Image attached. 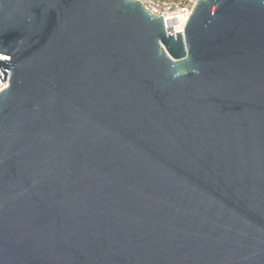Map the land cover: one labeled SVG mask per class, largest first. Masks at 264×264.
Wrapping results in <instances>:
<instances>
[{
  "label": "water",
  "instance_id": "1",
  "mask_svg": "<svg viewBox=\"0 0 264 264\" xmlns=\"http://www.w3.org/2000/svg\"><path fill=\"white\" fill-rule=\"evenodd\" d=\"M0 0V264H264V0Z\"/></svg>",
  "mask_w": 264,
  "mask_h": 264
},
{
  "label": "built area",
  "instance_id": "2",
  "mask_svg": "<svg viewBox=\"0 0 264 264\" xmlns=\"http://www.w3.org/2000/svg\"><path fill=\"white\" fill-rule=\"evenodd\" d=\"M155 15H161L166 34L181 32L198 0H137ZM9 72L0 82V91L8 85Z\"/></svg>",
  "mask_w": 264,
  "mask_h": 264
}]
</instances>
